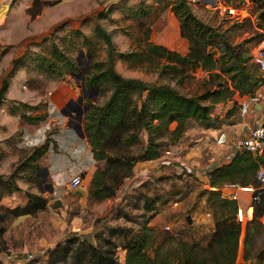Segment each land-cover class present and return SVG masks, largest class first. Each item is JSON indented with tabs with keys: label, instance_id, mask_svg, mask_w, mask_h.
Here are the masks:
<instances>
[{
	"label": "rangeland",
	"instance_id": "obj_1",
	"mask_svg": "<svg viewBox=\"0 0 264 264\" xmlns=\"http://www.w3.org/2000/svg\"><path fill=\"white\" fill-rule=\"evenodd\" d=\"M45 1L50 0H39L35 7L30 8L33 0H0V87L3 78H7V88L0 99L1 177H7L28 149L44 140L47 131H51L53 137L58 122L67 123V115L58 109L49 111L44 100L46 94L76 93L75 112L82 117V102L84 104L90 100L102 103L109 95V91L103 93L86 80L93 63L106 56V44L95 32L96 24L110 33L117 52L142 46L146 29L148 40L181 53L188 50V41L180 35L179 22L171 8L174 0H58L51 1L52 4L43 3ZM187 2L198 18L225 31L232 43H242L251 51L264 38V0ZM142 6H149L148 12L143 15L137 10ZM130 7L135 8L137 17L126 15L133 13ZM36 9L38 12L34 14ZM52 43H56L74 60L72 69H64L62 75L50 74L46 66L42 68L40 65V54L54 57ZM80 48L85 53L81 57L82 64L76 60ZM90 49L94 54L89 52ZM214 49L218 51L219 46H214ZM19 57L15 63L14 59ZM87 64L83 79L70 73L83 70ZM115 68L124 76L169 83L186 95L201 94L212 83H225L228 79L225 75L209 77L208 71L197 68L194 72L186 73L188 75L180 81L178 78L182 72L174 74L169 69L159 73L145 69L144 65L130 66L118 55L115 56ZM254 72L262 77L259 88L264 83V77L256 66ZM81 83L88 93L85 97L82 96ZM36 93L41 95L40 99L34 97ZM239 96L234 94L231 100L214 105L211 115L219 117L218 127L206 128V122L190 118L175 144L169 143L166 135L161 137V155L157 162L137 166L135 170L140 161L136 162L133 173L125 177L129 180L127 190L119 191L120 185L115 194L105 199L91 198L88 188H85L86 180L76 187H70V178L66 182L56 181L48 177L46 168L40 165L38 183L18 178L21 189L0 199V213H4L1 206L24 204L27 190L43 195L47 205L35 214L9 213L0 222V264H45L56 245L74 235L79 240L84 238L95 244H105V239L125 241L140 230L145 220L153 229V243L148 249L150 253L157 244L162 243L165 248L174 245L178 238L205 246L214 228V210L209 205L208 189L215 188L206 185L208 176L203 175H208L214 164L228 161L232 156L228 158L236 144L233 133L237 135V132L234 130L248 118L247 114L244 116L241 113L239 106H234L233 100L238 101ZM22 103L39 107L33 109ZM261 105L264 111V103ZM13 107L16 112H12ZM21 111L32 114L45 111L46 115L37 123H29L19 118ZM249 111L253 112L254 117L261 116L253 124L264 121V112H254L257 111L256 106ZM55 115L62 121H53ZM218 131L226 134L223 144L215 142ZM145 170L147 172H143ZM222 186L221 195L230 197L231 188ZM249 197V191H239L237 198L238 206L245 208L247 221L253 215ZM148 203L154 204L153 210L146 208ZM208 211L210 218L206 216ZM258 219L262 226H255L251 230L247 248L244 246L246 225L242 228L235 263L252 261L251 264H264V214L259 215ZM118 227H125V234L112 232ZM125 253V248L121 245L117 247L119 264H125ZM245 254L249 257L247 260H244Z\"/></svg>",
	"mask_w": 264,
	"mask_h": 264
},
{
	"label": "trees",
	"instance_id": "obj_2",
	"mask_svg": "<svg viewBox=\"0 0 264 264\" xmlns=\"http://www.w3.org/2000/svg\"><path fill=\"white\" fill-rule=\"evenodd\" d=\"M38 1L33 0L30 8L35 7ZM148 7L142 6L137 10L143 15L148 12ZM171 8L178 19L180 35L188 41V50L185 53L148 40V29L142 46L117 52L110 33L100 24L95 26V32L106 44V56L105 59L93 63L86 80L89 85L97 86L103 93L109 91L102 103L90 100L85 102L87 108L82 120L83 132L88 138L93 157L95 160L104 161L103 167L98 165L94 170L88 186V194L95 200L115 194L125 177L133 173L136 162L158 159L161 155V137L166 135L169 143L175 144L181 138L190 118L206 122V128L218 127L219 117L211 115L214 105L231 100L236 93L253 95L262 82L260 74L256 75L254 72L256 65L249 63L250 50L245 45L232 43L225 31L203 22L194 14L187 0H174ZM134 10V7H130V12L133 13L126 15L137 17ZM37 12V9L33 11L34 14ZM217 45L218 51L214 49ZM51 46L54 57L40 54L41 67L46 66L48 73L57 75H62L64 69L71 70L74 65L73 58L56 43ZM89 52L94 54L91 49ZM116 55L130 66L144 65L145 69H153L159 73L169 69L174 74L182 72L178 78L180 81L188 72H194L197 68L208 71L209 77L225 75L228 79L226 78L225 83H212L201 94L186 95L169 83L122 75L115 68ZM19 59L20 57L14 59V62ZM6 88L5 76L1 82L0 99ZM233 102L237 107L236 99ZM21 105L33 109L39 107L27 103ZM12 112H16L15 107ZM45 115V111L37 114L21 111L19 118L24 122L37 123L45 119ZM50 133L51 131H47L42 142L28 149L27 154L12 167L7 177L0 176V199L21 189L18 178L38 183L39 159L50 147H56ZM260 168H264V147L260 153L238 149L228 161L208 171V183L215 187L208 189L209 205L214 210V228L205 246L178 238L174 245L165 248L162 243L157 244L150 253L148 249L152 247L153 229L145 220L140 230L125 241L105 239V244H95L88 239L79 240L74 235L57 244L45 264H119L116 250L120 245L126 250L125 264H239L235 261L242 228L246 225L244 246L247 248L251 230L255 226H262L258 216L264 214V189L260 201L252 204V218L241 223L237 220V199L222 196L220 188L225 183L242 186L251 184L258 187L261 182L256 175ZM26 196L27 201L22 205L1 206L4 213H0V222L9 213L35 214L47 205L46 198L34 191L27 190ZM145 206L148 210L154 209L153 203ZM1 232L0 227V235ZM112 232L125 234L126 230L125 227H118L112 229ZM247 258L249 257L245 254L244 260ZM251 263L252 261L244 264Z\"/></svg>",
	"mask_w": 264,
	"mask_h": 264
},
{
	"label": "crops",
	"instance_id": "obj_3",
	"mask_svg": "<svg viewBox=\"0 0 264 264\" xmlns=\"http://www.w3.org/2000/svg\"><path fill=\"white\" fill-rule=\"evenodd\" d=\"M50 1H58V0H50ZM69 1L70 0H60L59 2H69ZM31 4L29 5V7L31 6ZM258 92L261 93L262 95L260 98L261 102L256 104L257 111H254V112L262 113L264 112L261 109L262 107L261 104L264 103L263 102L264 86H262V88H259ZM40 96H41L40 94L36 93L34 97L40 99ZM77 97L78 96L76 93H48L45 95L44 100L45 102H47L49 111H55L58 109L60 113L66 116V114L63 113L62 111L63 106L66 104V102L69 99H72V102L70 105L71 108L69 107V109L72 113H76L75 109L77 107H74V103ZM241 98L242 97L239 96V100H241ZM80 106L81 107L83 106V102L80 104ZM252 113L253 112H250V111L246 113L248 115L247 120H244L242 124H240V126L234 130V132H237V135L233 133L234 137L236 138L235 143L238 142L240 138H242V136L247 133L250 126L255 122V120L261 117V116L254 117ZM58 117L57 116L54 117L53 121L57 120L56 122L58 121L61 122L62 120L59 119ZM53 138L56 142V147L55 148L50 147L47 150V152L39 159L38 163L40 167L46 168L48 177H51L52 179L59 181V182H66L73 175L80 174L83 177V180L84 181L86 180L85 188H88L91 177L96 167L98 165L101 167L104 166L103 160L98 161V160H95V158L93 157L92 152L90 150L88 138L85 135L84 136L78 135L75 129L71 127L70 125H68V121L66 124H63V123L59 124L58 122V127L53 133ZM153 162H157V159L140 161L136 164L134 169L136 170L137 166L140 167V166L151 165V163ZM223 162H226V160L221 161L220 163H223ZM143 172H147V171L145 170ZM127 183H129V180L124 179L123 183L121 184V187L119 188V191L121 190L126 191Z\"/></svg>",
	"mask_w": 264,
	"mask_h": 264
},
{
	"label": "built area",
	"instance_id": "obj_4",
	"mask_svg": "<svg viewBox=\"0 0 264 264\" xmlns=\"http://www.w3.org/2000/svg\"><path fill=\"white\" fill-rule=\"evenodd\" d=\"M251 55V61L257 66V69L261 72V74L264 77V38H262L258 43H256L252 50L250 51ZM264 86V83L259 87L262 88ZM259 88H257L256 92L253 95H241V100L238 99L237 103L240 107L241 113L246 114L251 108L255 107L256 104L261 102V93L258 92ZM226 141V134L225 132H219L215 136V142L219 144H223ZM264 147V121L261 123H255L252 126H250L249 130L245 135L240 138L236 144L232 147L230 153L228 156L232 155L236 150L238 149H247L253 153H260L263 150ZM220 164V163H219ZM218 164H214L212 168L217 166ZM205 177H207L206 173H204ZM257 179L261 182V185L258 187H254L253 185L249 184L246 186L238 185L236 183H225L224 186H227L231 188V196L228 198L237 199L239 196V191H249L250 197L249 201L253 209V203L259 202L261 199L262 191L264 189V169L260 168L256 175ZM83 182V177L80 174H75L70 178L69 186L70 187H76ZM206 185L209 186V188H215L209 185L207 182ZM236 189V190H234ZM209 216L210 212H208ZM251 218V217H250ZM237 220L241 223L247 222V217L245 213V208L243 209L241 206L237 209ZM264 222V221H263ZM168 228V225L165 226Z\"/></svg>",
	"mask_w": 264,
	"mask_h": 264
},
{
	"label": "water",
	"instance_id": "obj_5",
	"mask_svg": "<svg viewBox=\"0 0 264 264\" xmlns=\"http://www.w3.org/2000/svg\"><path fill=\"white\" fill-rule=\"evenodd\" d=\"M85 53L84 50L82 48L79 49L78 55L76 56V60L78 61V64H82L83 61L81 60V57H84ZM91 55L88 56V58H90ZM88 69V64L86 65V67L83 70H80L79 72L75 73L74 71H71V74H76L77 76H80L81 79L84 78V74ZM77 81V80H76ZM83 93L82 96L85 97L88 95V93L85 92V85L84 84H79ZM72 99H69L66 104L63 106L62 111L63 113H65L68 116V125H70L71 127H73L76 131V133L80 136H84V132H83V128H82V115L78 114V113H72L69 109L70 105H71ZM87 108V105L84 103L83 104V113L85 112Z\"/></svg>",
	"mask_w": 264,
	"mask_h": 264
},
{
	"label": "bare ground",
	"instance_id": "obj_6",
	"mask_svg": "<svg viewBox=\"0 0 264 264\" xmlns=\"http://www.w3.org/2000/svg\"><path fill=\"white\" fill-rule=\"evenodd\" d=\"M208 212H209V211H208ZM208 212L206 213V216L210 218V216H209Z\"/></svg>",
	"mask_w": 264,
	"mask_h": 264
}]
</instances>
